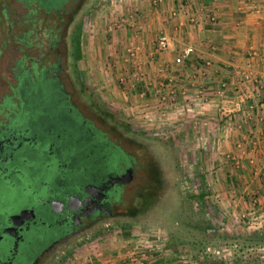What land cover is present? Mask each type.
<instances>
[{
  "label": "rangeland",
  "instance_id": "374dc122",
  "mask_svg": "<svg viewBox=\"0 0 264 264\" xmlns=\"http://www.w3.org/2000/svg\"><path fill=\"white\" fill-rule=\"evenodd\" d=\"M117 1L67 0L59 5L56 0H0V120L7 112L3 108L5 104L8 105V121L15 118L13 121L20 123L22 120L29 125V118L38 116L42 109L33 107L24 86L19 88L20 95L17 87L27 80L28 72L35 69L53 71L59 66L65 90L92 122L93 129L102 133L101 138L106 136L132 154L137 161L133 180L120 189V199L114 203V214L118 217L104 218L100 224L77 236L51 264H71L97 240L139 230L148 231L151 236H157L158 233H154L157 230L189 245L198 243L206 259L211 260L210 264L216 260L217 264H231L230 241L240 244L236 248L238 255L247 253L257 257L262 250L251 249L253 253L248 254L250 250L245 245L253 244L260 235L248 233L243 227L245 218L229 219L225 210L232 203L226 197L218 200L216 196L218 191H227L229 185L214 183V175L219 174L215 153L209 145L210 137H204L205 145H202V137L198 135L197 105L194 104L189 112L181 103L171 105L173 99L180 101L181 95L177 93L176 97L160 98L162 110L157 109L156 116L147 110L149 102L138 106L139 102L131 95L132 88L127 89L126 98H120L123 89L119 73L122 69H117L116 57L111 58L109 53L120 57L123 51L109 40L111 34L106 27L118 23L113 6ZM131 9L127 7L125 12L133 17L135 11ZM49 28L52 29L50 46L46 43L50 33L45 32ZM136 49V46L128 47L125 56L130 59ZM141 72H136L134 77L142 76ZM19 96L26 103H21ZM176 107L173 113H167ZM42 125L40 120L41 129ZM23 156L26 162L18 165L24 184L35 189L39 184L36 169L43 166L45 160L40 155ZM82 161L78 164L87 166L90 172L98 167L87 157ZM153 171L160 183L156 177L153 180ZM105 172L101 170L98 175ZM146 189H154L157 195L153 204L140 212L138 209L144 205L140 194Z\"/></svg>",
  "mask_w": 264,
  "mask_h": 264
},
{
  "label": "crops",
  "instance_id": "0c3cea01",
  "mask_svg": "<svg viewBox=\"0 0 264 264\" xmlns=\"http://www.w3.org/2000/svg\"><path fill=\"white\" fill-rule=\"evenodd\" d=\"M153 3L118 0L113 5L118 23L106 27L109 40L123 51L120 57L109 53L116 57L117 69H122L120 98H126L127 89L132 88L138 106L149 102L145 109L156 116L160 98L176 97L177 93L181 99H173L171 105L181 103L187 112L197 105L198 135L202 145L204 137H210L220 174L214 175V183L229 185L216 196L232 203L225 210L229 219L245 218L243 227L248 233L260 235L253 244L245 245L248 254L253 253L251 249L262 250L257 257L238 255L240 244L230 241L229 260L231 264H264V0ZM127 7L135 11L133 17L126 15ZM160 34L168 37V47L163 51L157 49ZM130 46H136L137 52L133 50L128 59L125 49ZM188 46L194 52L183 58L182 51ZM138 71L142 76L134 77ZM3 108L7 112L0 123L8 121V105ZM124 233L97 240L71 264H140L143 256L135 248L139 243L145 246V264H210L198 243L189 245L172 235L169 239L157 230V236L141 230Z\"/></svg>",
  "mask_w": 264,
  "mask_h": 264
},
{
  "label": "flooded vegetation",
  "instance_id": "af4514ba",
  "mask_svg": "<svg viewBox=\"0 0 264 264\" xmlns=\"http://www.w3.org/2000/svg\"><path fill=\"white\" fill-rule=\"evenodd\" d=\"M56 1L61 5L67 0ZM61 71L59 66L53 71L42 70L40 83L31 89V98L28 96L33 107L42 111L29 118V125L13 121L15 118L0 123V264H51L77 236L104 218L118 217L114 203L120 199V189L133 180L136 158L93 129L65 90ZM23 154L40 155L45 160L36 169L39 184L35 189L24 184L18 165L26 162ZM84 157L97 163L95 172L78 164ZM128 168L132 175L129 183L106 182L109 175L123 174ZM101 170H106L104 175H98ZM89 183L100 189L89 188L88 193L106 196L96 202L88 200ZM25 209L32 212L12 217Z\"/></svg>",
  "mask_w": 264,
  "mask_h": 264
},
{
  "label": "trees",
  "instance_id": "16d2710c",
  "mask_svg": "<svg viewBox=\"0 0 264 264\" xmlns=\"http://www.w3.org/2000/svg\"><path fill=\"white\" fill-rule=\"evenodd\" d=\"M44 3V2H43ZM51 30L52 29H45V32H47L48 31V33H50L49 35V38H48V41H46V43H48L47 45L48 46H50V44H49V42H50V39L52 38L51 37ZM45 44V43H44ZM34 64V63H33ZM35 66H36V64H34ZM42 70L43 69H41V70H38V69H35L33 72H28L27 73V75L26 76H28L26 79V81H24V84L22 83V84H20V86H18L17 87V91H18V94L20 95L21 94V91H20V87L22 86H24V89L26 90V92H28V94L30 93V91H31V89H33L34 90V88H35V86H36V84H39L40 83V80H41V72H42ZM31 76L33 77V79L31 80L30 78H31ZM30 79V83H28V80ZM46 82V81H45ZM152 177H153V180L155 179V177H156V181L158 182V183H160V179L157 177V173H154V171H153V174H152ZM158 186V185H157ZM149 189H146V191L143 193H141L140 194V196L142 197V201H144V205H143V207H141L142 209H140L139 207V211L140 212H143L144 210H146V209H148L149 208V205H151V204H153V201H154V199L156 198V193H157V191H158V188H157V191H154V189L153 190H149ZM155 194V195H154ZM199 195H200V193H199ZM202 196V195H201ZM155 197V198H154ZM145 206V207H144ZM144 209V210H143ZM137 209L135 210V211H138Z\"/></svg>",
  "mask_w": 264,
  "mask_h": 264
},
{
  "label": "water",
  "instance_id": "95a60500",
  "mask_svg": "<svg viewBox=\"0 0 264 264\" xmlns=\"http://www.w3.org/2000/svg\"><path fill=\"white\" fill-rule=\"evenodd\" d=\"M109 180L106 179V182H112V183H117V184H127L131 181L132 179V175H131V169L128 168L123 174H117L115 176H112V175H109L108 176ZM89 188H92L94 190H99L100 189V186L99 185H96V184H87L86 186V191H87V197H88V200H91L93 202H96V200L103 198L104 196H106L105 193L103 192H100V195H96V196H93L91 195V193H88L89 191ZM95 197V198H94ZM27 211H31L32 210H22L21 212H19L18 214H14L12 215L13 218H20L25 212ZM15 226H18L16 225L15 223H13V227Z\"/></svg>",
  "mask_w": 264,
  "mask_h": 264
},
{
  "label": "built area",
  "instance_id": "2783aa9c",
  "mask_svg": "<svg viewBox=\"0 0 264 264\" xmlns=\"http://www.w3.org/2000/svg\"><path fill=\"white\" fill-rule=\"evenodd\" d=\"M161 0H153L154 4L159 3ZM168 47V37L165 34H160L157 37V49L158 50H166ZM194 52V48L192 46H188L184 48L182 51V57L187 58L189 57L192 53ZM147 244V243H146ZM136 250L139 251L142 254V258L140 259L139 263L140 264H145V262L148 260V257L145 255V246L143 243H139L136 245Z\"/></svg>",
  "mask_w": 264,
  "mask_h": 264
}]
</instances>
